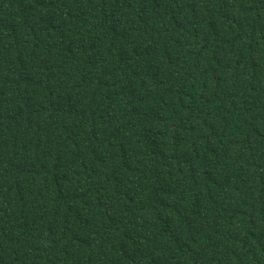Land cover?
I'll use <instances>...</instances> for the list:
<instances>
[{"label": "trees", "instance_id": "trees-1", "mask_svg": "<svg viewBox=\"0 0 264 264\" xmlns=\"http://www.w3.org/2000/svg\"><path fill=\"white\" fill-rule=\"evenodd\" d=\"M0 264H264V0H0Z\"/></svg>", "mask_w": 264, "mask_h": 264}]
</instances>
